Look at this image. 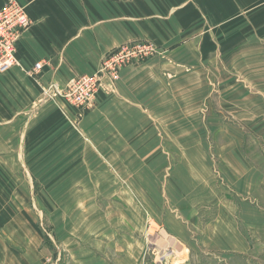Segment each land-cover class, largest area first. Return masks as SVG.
<instances>
[{
  "label": "crops",
  "instance_id": "crops-1",
  "mask_svg": "<svg viewBox=\"0 0 264 264\" xmlns=\"http://www.w3.org/2000/svg\"><path fill=\"white\" fill-rule=\"evenodd\" d=\"M8 1L0 0V9ZM16 1L26 6L34 24L18 42L20 65L0 73L1 171L25 173L32 187L67 186L77 193L82 188L80 195L98 192L107 200L110 189L120 185L118 171L130 180L140 172L141 187L151 169H158L167 186L168 180H181V170L202 181L206 176L196 172L203 167L212 174V166H198L189 145L182 149L178 128L183 111L189 125L182 137L193 140L194 148L197 139L211 144L209 111L224 127L216 151L221 156L226 151V157L218 168L233 171L232 182L240 181L248 192L256 187L260 172L246 158L250 129L245 124L264 122V0ZM133 40H150L166 56L125 67L113 87L99 91L93 109L44 95L42 83L66 85L76 75L92 74L106 52ZM41 60L46 65L37 80L28 71ZM197 111L201 131L193 125ZM149 145L157 148L156 155L169 157L166 165L149 162ZM244 161L249 167L239 169ZM52 171L56 179L48 174ZM215 219L213 247L246 255L250 243L230 216L220 211ZM114 250L124 251V257L116 258ZM146 250L144 244L98 243L96 262L78 263L166 261L148 262L141 254Z\"/></svg>",
  "mask_w": 264,
  "mask_h": 264
},
{
  "label": "rangeland",
  "instance_id": "rangeland-1",
  "mask_svg": "<svg viewBox=\"0 0 264 264\" xmlns=\"http://www.w3.org/2000/svg\"><path fill=\"white\" fill-rule=\"evenodd\" d=\"M159 49L161 54L139 64L164 58L166 51ZM19 65L20 62L16 66ZM61 97L51 98V101ZM182 112L178 128L181 138L177 142L182 149L189 145L198 166L211 165L213 169L212 174L202 171L203 167L201 172H196L206 176L202 181H194L187 170H181V180H168L167 186L160 181L158 169H151L148 184L141 187L140 172L130 180L124 172L118 171L120 185L110 189L107 200L100 198L98 192L97 195H80L82 188L77 193V188L67 186L40 187L36 183V187H32L24 179L25 173L0 170V264H82L78 262L83 259L95 263L93 249L98 243L116 244L118 241L146 245L147 250L141 254H145L148 262L156 258L166 260L164 264H264V122L245 124L250 129L245 131L248 136L246 158L260 172L259 183L248 192L240 181L232 182L233 171L218 168L225 162L226 151L223 156L216 151V140L222 139L217 133L224 127L217 123L215 113L208 111L211 144L197 139L194 148L190 146L193 140L182 137L184 127L189 125L185 120L188 117ZM196 114L193 125L201 131V115L198 111ZM234 126L230 123L229 129L234 130ZM153 136L150 132V138ZM156 150L149 145V151L153 152L148 156L149 162L157 166L165 161L166 165L169 157L156 155ZM134 158L136 160L137 156ZM243 167L249 165L244 161L238 168ZM48 174L57 178L55 171ZM42 176L46 178L43 173ZM245 181L246 176L243 183ZM45 198L53 202H46ZM220 211L230 216L233 226H238L250 243L251 249L246 255L213 247L216 237L212 231L218 225L215 218ZM259 222L262 223L255 228L248 227ZM114 255L124 257V251L114 250Z\"/></svg>",
  "mask_w": 264,
  "mask_h": 264
},
{
  "label": "built area",
  "instance_id": "built-area-1",
  "mask_svg": "<svg viewBox=\"0 0 264 264\" xmlns=\"http://www.w3.org/2000/svg\"><path fill=\"white\" fill-rule=\"evenodd\" d=\"M34 24L26 6L9 0L0 9V73L19 64L17 45L22 35ZM161 54L159 47L149 40L126 42L106 52L99 68L92 74L74 76L66 85L53 81L41 84L47 98L62 96L82 110H91L101 89L114 86L121 79L122 70L137 65L146 58ZM45 61H38L28 74L37 80L45 68Z\"/></svg>",
  "mask_w": 264,
  "mask_h": 264
}]
</instances>
